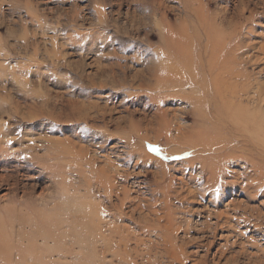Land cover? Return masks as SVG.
I'll return each mask as SVG.
<instances>
[{
    "label": "rangeland",
    "instance_id": "374dc122",
    "mask_svg": "<svg viewBox=\"0 0 264 264\" xmlns=\"http://www.w3.org/2000/svg\"><path fill=\"white\" fill-rule=\"evenodd\" d=\"M151 1L0 0V264H264V188L245 189L264 167L232 122L251 106L238 74L264 88V0ZM205 21L234 40L228 109L157 89L168 30L197 61ZM197 128L213 150L187 147Z\"/></svg>",
    "mask_w": 264,
    "mask_h": 264
},
{
    "label": "bare ground",
    "instance_id": "6f19581e",
    "mask_svg": "<svg viewBox=\"0 0 264 264\" xmlns=\"http://www.w3.org/2000/svg\"><path fill=\"white\" fill-rule=\"evenodd\" d=\"M151 1V0H150ZM161 1L162 0H160V8H161ZM183 1H184V4H186V10H192L191 8H190V3H191V6L192 5H194V6H196V8L194 9L197 13L200 11V1L199 0H181L180 2H182L183 3ZM152 2V1H151ZM153 3V2H152ZM156 3H158L157 1H156ZM162 3H163V1H162ZM165 3V2H164ZM246 4V3H245ZM155 5V4H154ZM163 5V4H162ZM204 5V4H203ZM164 6H166V5H164ZM246 6V5H245ZM256 6V5H255ZM155 7V6H154ZM163 7V6H162ZM164 8H166V7H164ZM188 8V9H187ZM153 9V8H152ZM158 9H159V7H158ZM185 9V8H184ZM183 9V10H184ZM154 10V9H153ZM160 10V9H159ZM244 10V9H243ZM159 12V11H158ZM186 12V11H185ZM188 12V11H187ZM244 12V11H243ZM245 13V12H244ZM164 14H165V12H164ZM187 14V13H186ZM191 14V12L189 13V16H191L190 15ZM195 14V13H194ZM193 14V18H194V15ZM185 16V15H184ZM236 16V15H235ZM239 16V15H238ZM252 16V15H251ZM223 17V16H222ZM221 17V18H222ZM187 18H188V16H187ZM204 18V17H203ZM224 19V18H223ZM226 19V18H225ZM196 21H197V19H195ZM202 20V19H201ZM216 20V19H215ZM215 20H214V22H215ZM222 20V19H221ZM230 20V19H229ZM207 21H209V20H207ZM207 21H205V24H207L208 22ZM224 20H222V22H223ZM231 23H232V21H230ZM229 22V23H230ZM237 22H239V21H237ZM186 22H184V24H185ZM195 23V22H194ZM199 21H198V25H199ZM202 23H204L203 21H202ZM224 23V22H223ZM226 23H228V22H226L225 21V23L224 24H226ZM230 23V24H231ZM222 23H220V25H221ZM229 24V25H230ZM239 24H241V23H239ZM238 24V25H239ZM169 25V24H168ZM202 24H200L199 26H201ZM233 25H235V24H233ZM242 25V24H241ZM186 26V25H185ZM206 27H207V29H206V33H204L203 32V34H205L204 35V37H205V39H206V45L201 49V51H200V54H198L199 55V59L196 61L193 57H194V54H193V50L192 49H190V47H187L186 45H185V41L184 40H188L187 38L189 37L188 35H185V34H182V33H179V32H177V31H174V30H168V31H170V32H168V33H166L167 34V36H168V39H170L171 40V42H172V44L174 45V50H172V51H169V53L168 54H166V52L165 51H163V53L168 57V62H171V63H165V64H159V66H158V68H156V70L153 72V70H152V72L153 73H155V77L158 79V87H157V89H158V91L160 90V89H163V90H165V89H174L175 91H179V90H182V89H198L199 90V92H201V96L203 95V96H206V95H208L209 96V94L211 93L212 95L210 96L211 97V100L212 101H216L217 99H218V103L221 105V106H223L224 108H226V109H228L229 107H232V105H231V103H229L228 101H227V99L229 98V95H230V90H229V86L227 85L228 84V80H227V76H229V75H232L230 78L232 79V80H234L236 77H237V79H238V76H239V78L240 77H242V74L245 76V77H243L244 79H246L249 83H246L244 86L242 85V91H244V93L245 94H251V95H249L250 96V98L249 97H247V98H249V101H247V102H249L250 103V105L251 106H249V107H246L245 109H244V111L242 112V115H241V117H239L240 119L239 120H236V121H234V120H232V122H239V125H238V127H234V128H236L235 129V131H234V134H238V135H241V136H239L238 138H236V139H240L243 143H244V146H246V147H248V148H250V150H251V148H253L252 149V151H254L256 154H257V157H255L257 160H259L260 158V161L262 162V163H259L257 160H247V163L249 164V165H251L250 167H253V169L254 168H260L261 169V167H264V131L262 130L263 128H264V124L262 123L263 122V120H261L260 121V115L259 114H261V107H262V105H261V103H263V101H264V88H263V86H259V85H257V84H255L254 83V85H256V87H253V85H251V83H250V81H251V79H250V77H249V75L247 74H245L244 72H242L241 74L239 73L238 74V76H236V74L238 73L237 72V70L238 69H236V64H237V60L236 61H234V59H236V58H233V59H230V57H229V53H228V46H229V43L231 42V37H226V38H224V37H220V36H216V35H214V33H215V31H209V27H208V24L207 25H205ZM226 26H227V24H226ZM236 26H237V24H236ZM235 26V28H234V30L237 28ZM239 27V26H238ZM241 27V26H240ZM187 28V27H186ZM211 28H213V27H211ZM215 28V27H214ZM238 29V28H237ZM205 30V29H204ZM188 34H190V33H188ZM240 34H241V32H240ZM188 36V37H187ZM192 36V35H191ZM238 36V35H237ZM240 36V35H239ZM238 36V37H239ZM192 39V38H191ZM234 39H236L235 37H234ZM233 40V39H232ZM205 41V40H204ZM232 42H234V40L232 41ZM232 42H231V44H232ZM192 43V42H191ZM203 43V42H202ZM205 44V43H204ZM234 44V43H233ZM189 45V44H188ZM236 46V45H235ZM230 47V46H229ZM243 48H247V47H243ZM264 48V47H263ZM240 49H242V48H240ZM251 49V48H250ZM258 49V48H257ZM260 49V48H259ZM258 49V50H259ZM264 50V49H263ZM262 49H261V51H263ZM231 51V50H230ZM236 51V50H235ZM234 51V52H235ZM255 51V50H254ZM264 52V51H263ZM227 54L226 56H228V57H226L225 59H222V57L224 56V54ZM237 53V52H236ZM235 53V54H236ZM251 53V52H250ZM249 53V54H250ZM261 53V52H260ZM259 53V54H260ZM245 54V53H244ZM169 55V56H168ZM246 55V54H245ZM164 56V55H163ZM257 56V55H256ZM236 57V56H235ZM247 58V57H246ZM258 58V57H257ZM261 58H262V56H261ZM254 59H256V58H254ZM253 59V60H254ZM242 60V59H241ZM245 60V59H244ZM251 60V59H250ZM261 60V59H260ZM242 66V65H241ZM238 68V67H237ZM262 69V68H261ZM239 70H240V67H239ZM234 71H236V74H234ZM241 71V70H240ZM263 71V70H262ZM261 71V72H262ZM149 76H150V73L148 74ZM236 76L234 79L232 78L233 76ZM242 79V78H241ZM242 81V80H241ZM230 84V83H229ZM248 84V85H247ZM213 87V91L212 92H210L209 91V87ZM241 86V85H240ZM210 87V88H211ZM251 87V88H250ZM236 88V87H235ZM234 88V89H235ZM247 89H249V90H251V89H253V91H248ZM197 90V91H198ZM156 91V90H155ZM157 92V91H156ZM195 92H196V90H195ZM191 93V92H190ZM232 93H234V92H232ZM181 93H179V95H180ZM192 94V93H191ZM239 94V93H238ZM182 95V94H181ZM180 95V96H181ZM184 96V95H183ZM186 96L187 97H185L186 99H189V100H191L192 102H193V106H196V111H197V107H201L202 105H201V103H200V100H198V99H196V98H194V96H193V98H191L190 97V94H186ZM200 96V97H201ZM199 96H198V98H200ZM193 99V100H192ZM237 99V98H236ZM209 100V99H208ZM211 100H210V103L212 104V102H211ZM231 100V99H230ZM247 100V99H246ZM245 101V100H244ZM192 102H191V104H192ZM210 103H208L209 105H210ZM208 106V105H207ZM211 106V105H210ZM217 106V105H216ZM203 107V106H202ZM201 107V108H202ZM201 108L200 109H198V110H201ZM202 110H203V108H202ZM200 112H202V114H204V112L203 111H200ZM198 113H199V111H198ZM228 113V112H227ZM201 115V114H200ZM198 115L197 117H202L203 115ZM264 115V114H263ZM215 116V115H214ZM238 117V116H237ZM202 118H204V116L202 117ZM201 118V119H202ZM224 118V120L225 121H227V116H225V117H223ZM264 118V117H263ZM262 118V119H263ZM206 119V118H205ZM229 120L231 119V117L230 118H228ZM233 119V118H232ZM203 120V119H202ZM222 120V119H221ZM241 121V122H240ZM209 122V121H208ZM211 123V122H210ZM203 124H205L204 122H203ZM203 124H202V127H203ZM208 125V124H207ZM206 126V125H205ZM224 126H226V125H224ZM230 127H231V125H229ZM208 127V126H207ZM207 127H204V128H207ZM212 127H214V126H212ZM211 128V127H210ZM227 128V127H226ZM192 130V129H191ZM206 131H208V130H205V129H201V128H197V130H195V131H193V132H191V134H190V140L188 139V143H189V145L187 146L189 149H192V148H198L199 146H201V147H203L202 149H205V150H208V151H211V150H213V148L215 147V144H217V143H215V144H209V143H204V141H203V139H201V137L203 136V134H206ZM213 131V130H212ZM212 131H211V133H212ZM178 132H179V130H178ZM181 132V131H180ZM231 132V131H230ZM227 134V133H226ZM208 136H211V135H208ZM215 136V135H214ZM229 136V135H228ZM231 136V135H230ZM222 137V136H221ZM220 137V138H221ZM185 138V137H184ZM187 138V137H186ZM219 137H218V139H220ZM231 138V137H230ZM234 138V137H233ZM205 139H207V138H205ZM224 139V138H223ZM223 139H220V140H223ZM187 140V139H186ZM185 140V141H186ZM226 140V139H225ZM227 140H229V139H227ZM209 141V140H208ZM219 141V140H218ZM232 140H230V141H228V142H231ZM186 142V143H187ZM226 141H224V143H225ZM251 142L253 143V145L251 146ZM186 143H185V145H186ZM221 143V142H220ZM224 143H221V144H224ZM237 144V143H236ZM218 145H220V144H218ZM217 145V146H218ZM230 146V145H229ZM242 146H243V144H242ZM228 148V147H227ZM184 149V148H183ZM225 149V148H224ZM235 149V148H234ZM204 150V151H205ZM226 150V149H225ZM240 150H242V149H240ZM245 150V149H244ZM246 151H249V150H246ZM181 152V151H180ZM196 152V151H195ZM205 152H207V151H205ZM242 152H243V150H242ZM250 152V151H249ZM208 153V152H207ZM229 153H231V152H229ZM260 153H262V156L260 155L259 156V154ZM197 154V153H196ZM206 154V153H205ZM205 154H203V156H206ZM210 154H212V153H210ZM214 154H215V152H214ZM218 154V155H217ZM216 155H217V157L214 159V156H216V155H214L213 156V158L211 157L212 155H207V156H210V158L209 159H206V160H204V162L206 163V164H209V163H211L210 164V166L212 165V161H214V160H216V162H217V160L218 159H220V158H222V156H221V152H219V153H217ZM195 155V154H194ZM201 155V154H200ZM228 155V154H227ZM235 155V154H234ZM242 155H243V153H242ZM206 156V157H207ZM237 156V155H236ZM235 156V157H236ZM198 157V156H197ZM205 157V158H206ZM254 157V156H253ZM195 158V157H194ZM203 159V158H202ZM248 159V158H247ZM227 160V159H226ZM191 161H192V159H191ZM228 161V160H227ZM249 161V162H248ZM41 164H43V163H41ZM215 164H217V163H215ZM214 164V165H215ZM46 165V164H45ZM246 166V165H245ZM216 169H217V167H216ZM252 169V170H253ZM262 170L263 171H260V173H259V175H258V177H257V179L255 178L256 176H252L251 174V176L253 177V178H255V179H253V180H251L250 182L251 183H248V184H246V185H249V186H251V188L253 189H251V188H249L248 186L245 188L246 189V191H247V193L249 194V196H251V197H257V196H259V194H260V192L263 190V188H264V168H262ZM257 171H259V170H257ZM257 171H255L256 173H257ZM27 172V171H26ZM256 173H254V174H256ZM214 174H216V173H213L212 175H214ZM219 174V173H218ZM211 175V176H212ZM248 176V175H247ZM251 176L249 177V178H251ZM219 177V176H218ZM245 177V176H244ZM249 178H247V179H249ZM250 180V179H249ZM212 181V180H211ZM219 182V181H218ZM218 182H215L214 184H216V183H218ZM220 184H222L221 182H220ZM253 184V185H252ZM217 185L218 184H216L215 185V187H217ZM214 186V185H213ZM245 186V185H244ZM221 187V186H220ZM243 188V187H242ZM114 190V189H113ZM259 190H261L258 194H255L257 191H259ZM264 191V190H263ZM214 192V191H213ZM215 197V196H214ZM253 198V199H254ZM249 200H250V198H249ZM121 206V205H120ZM118 210H120L119 208H118ZM223 213V212H222ZM221 213V215L223 216V214ZM115 215V214H114ZM220 214H218V216H219ZM243 215V214H242ZM249 216V215H248ZM234 217V216H233ZM240 217V216H239ZM251 217V216H250ZM228 218H232V216L231 217H228ZM240 219V218H239ZM251 219V218H250ZM249 218H247V220H250ZM252 220V219H251ZM260 220V219H259ZM241 221V220H240ZM254 221L256 222V224H254V222H252V221H250L251 223H253V226H254V228L255 229H261V224L262 223H260V224H257V221L254 219ZM99 222V221H98ZM237 222V221H236ZM247 222V221H246ZM170 223H173V222H170ZM92 224V223H91ZM170 225V224H169ZM210 225V224H209ZM239 225V224H238ZM264 225V224H263ZM99 226V225H98ZM101 226V225H100ZM172 226H174V225H170V227H172ZM173 229V228H172ZM97 232V234L98 233H100L99 234V237H102V240L103 241H105L106 239H105V237H103V234H104V232H103V229L101 228H99V230L98 231H96ZM240 234V233H239ZM229 238V237H228ZM205 239H207V238H205ZM172 241V240H171ZM202 241V240H201ZM80 242V241H79ZM104 245V244H103ZM103 248V247H102ZM170 250V249H169ZM169 250H166L167 252L169 251ZM176 260V259H175Z\"/></svg>",
    "mask_w": 264,
    "mask_h": 264
}]
</instances>
